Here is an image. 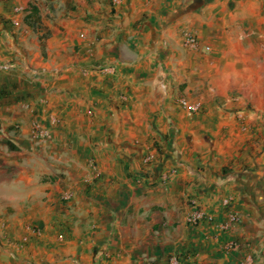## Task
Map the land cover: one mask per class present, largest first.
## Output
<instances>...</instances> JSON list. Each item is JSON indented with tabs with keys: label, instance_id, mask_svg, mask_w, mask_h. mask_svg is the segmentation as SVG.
<instances>
[{
	"label": "rangeland",
	"instance_id": "obj_1",
	"mask_svg": "<svg viewBox=\"0 0 264 264\" xmlns=\"http://www.w3.org/2000/svg\"><path fill=\"white\" fill-rule=\"evenodd\" d=\"M87 1L100 4L30 0L13 8V24L21 32L26 8L39 6L47 24L42 19L37 31L25 25L43 46L48 39L55 45L50 53L44 48L54 67L46 75L52 90L71 98L59 108L86 117L84 129L91 136L85 146V184L105 176L93 150L109 144L119 157H127L126 146L145 150L139 164L156 169L162 162L164 180L181 168L172 167L176 160L170 151L184 144L200 163L208 162L212 176L222 171L239 178L264 168V0ZM249 12L255 16H246ZM59 42L69 50L59 49ZM11 63L10 56L0 58V65ZM182 99L198 109L190 112ZM125 111L131 119L126 128ZM126 132L132 133L128 141ZM46 139L38 135L37 141ZM181 159L187 170H205ZM216 163L222 164L220 171ZM228 196L232 206L235 196ZM75 197L76 190L66 188L58 202L70 211ZM56 217L57 224L67 225L61 220L66 217ZM71 219L66 232L52 237V246H60L56 240L79 242L70 230L76 217ZM30 230L22 243L49 238L42 225Z\"/></svg>",
	"mask_w": 264,
	"mask_h": 264
},
{
	"label": "crops",
	"instance_id": "obj_2",
	"mask_svg": "<svg viewBox=\"0 0 264 264\" xmlns=\"http://www.w3.org/2000/svg\"><path fill=\"white\" fill-rule=\"evenodd\" d=\"M28 2L0 0V58L13 60L0 65V264H264V168L238 178L223 174L222 164L216 163L220 172L212 176L208 162L200 163L184 144L170 151L176 160L172 167L181 168L164 180L162 162L156 169L139 164L145 150L126 146L127 157H119L109 144L93 150L105 176L85 184V146L91 136L84 129L86 117L59 108L71 98L52 90L46 75L54 67L44 48L50 53L55 45L48 39L43 46L31 28L24 24L19 32L13 24V8ZM58 46L69 50L67 43ZM129 116L125 111V128ZM38 135L49 139L37 141ZM181 157L205 170H187ZM66 188L76 190L72 212L58 202ZM229 194L235 196L232 206L225 203ZM193 202L212 212L216 222L188 224ZM230 213H236L240 223L223 231L219 222ZM57 214L66 217L61 220L67 225L57 224ZM71 216L76 221L70 230L79 242L56 240L60 246H52V237L67 231ZM34 225L50 232L48 240L22 243ZM231 241L239 247L229 248ZM56 252L59 258L53 257Z\"/></svg>",
	"mask_w": 264,
	"mask_h": 264
},
{
	"label": "built area",
	"instance_id": "obj_3",
	"mask_svg": "<svg viewBox=\"0 0 264 264\" xmlns=\"http://www.w3.org/2000/svg\"><path fill=\"white\" fill-rule=\"evenodd\" d=\"M194 41V39H191ZM181 103L188 108V110L191 111H196L198 109L197 104H190L186 100L182 99ZM193 208L190 211L188 217H187V222L191 226H199L204 223H214L216 222V216L212 212L205 211L204 209L200 208L195 202L192 203ZM231 202L227 200V205L229 206ZM240 223V218L236 213H230L228 215V218L226 220H222L219 222V227L223 231H229L233 229L235 226H237ZM229 248H238L239 243L237 241H231L228 244Z\"/></svg>",
	"mask_w": 264,
	"mask_h": 264
},
{
	"label": "trees",
	"instance_id": "obj_4",
	"mask_svg": "<svg viewBox=\"0 0 264 264\" xmlns=\"http://www.w3.org/2000/svg\"><path fill=\"white\" fill-rule=\"evenodd\" d=\"M24 22L34 30H38L42 25V14L37 4L30 3L25 10Z\"/></svg>",
	"mask_w": 264,
	"mask_h": 264
}]
</instances>
